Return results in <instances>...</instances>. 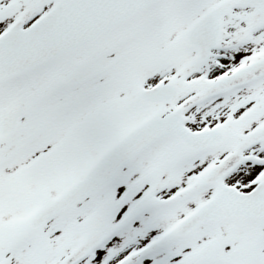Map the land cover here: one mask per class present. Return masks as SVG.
Returning <instances> with one entry per match:
<instances>
[{"label":"snow or ice","instance_id":"6c2138e0","mask_svg":"<svg viewBox=\"0 0 264 264\" xmlns=\"http://www.w3.org/2000/svg\"><path fill=\"white\" fill-rule=\"evenodd\" d=\"M0 264H264V0H0Z\"/></svg>","mask_w":264,"mask_h":264}]
</instances>
